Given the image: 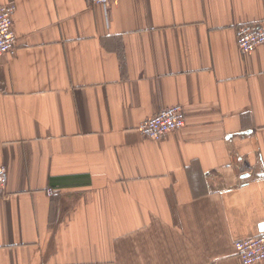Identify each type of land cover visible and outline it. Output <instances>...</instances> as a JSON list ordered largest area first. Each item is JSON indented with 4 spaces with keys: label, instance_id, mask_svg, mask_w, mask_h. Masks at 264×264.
<instances>
[{
    "label": "crops",
    "instance_id": "crops-1",
    "mask_svg": "<svg viewBox=\"0 0 264 264\" xmlns=\"http://www.w3.org/2000/svg\"><path fill=\"white\" fill-rule=\"evenodd\" d=\"M0 6V264H242L264 233V44L236 30L264 0ZM173 106L184 127L146 140Z\"/></svg>",
    "mask_w": 264,
    "mask_h": 264
},
{
    "label": "built area",
    "instance_id": "built-area-1",
    "mask_svg": "<svg viewBox=\"0 0 264 264\" xmlns=\"http://www.w3.org/2000/svg\"><path fill=\"white\" fill-rule=\"evenodd\" d=\"M88 4L106 6L118 0H86ZM15 8L0 6V67L1 59L13 56L17 39L13 31ZM236 44L242 53H248L264 44V20L251 25L240 26L236 30ZM185 125L184 110L181 106H173L161 110L156 115L143 121L138 131L150 141H160L165 135L180 130ZM7 171L0 167V195L7 184ZM51 195L52 191L48 190ZM236 256L242 264H258L264 262V233L255 237L238 240L234 243Z\"/></svg>",
    "mask_w": 264,
    "mask_h": 264
}]
</instances>
